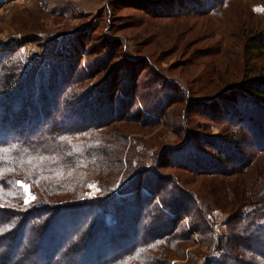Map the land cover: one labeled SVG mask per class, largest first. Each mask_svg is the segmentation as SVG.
<instances>
[{
    "label": "trees",
    "instance_id": "trees-1",
    "mask_svg": "<svg viewBox=\"0 0 264 264\" xmlns=\"http://www.w3.org/2000/svg\"><path fill=\"white\" fill-rule=\"evenodd\" d=\"M190 1L201 18L221 10L220 1ZM241 8L205 30L251 29ZM15 50L0 49V264H178L195 232L217 253L205 264H264V63H253L264 58L263 35H251L239 63L220 69L208 97L188 105L183 89L172 91L221 124L219 133L194 141L185 131L150 154L132 129L159 124L148 113L185 116L157 94L146 109L135 97L116 98L119 89L103 94L120 82L131 94L132 63L127 73L102 66L95 74H107L93 93L82 86L92 75L77 62L32 63ZM21 184L34 195L28 203ZM217 209L228 212L218 236Z\"/></svg>",
    "mask_w": 264,
    "mask_h": 264
},
{
    "label": "rangeland",
    "instance_id": "rangeland-1",
    "mask_svg": "<svg viewBox=\"0 0 264 264\" xmlns=\"http://www.w3.org/2000/svg\"><path fill=\"white\" fill-rule=\"evenodd\" d=\"M1 1L0 49H16L23 59L36 62L39 58L38 61H45V65L54 62L60 66L68 61L77 62L80 70L92 75L93 78L82 86L93 93H97L95 85L107 74L103 69L102 76L100 73L96 75L102 66L116 64L115 72L127 73L130 70L128 64L132 63L131 94L122 92L126 87L122 82L103 91V94L112 95L119 89L116 98L127 101L129 97H135L143 109L151 106L153 96L157 94L167 109L184 114L185 117L172 116L163 121V118L148 113L159 124L150 127L138 124L141 128L132 129L129 137L144 139L142 147L149 154L159 150L161 145L178 144L183 140L185 131L192 132L194 141L199 133L209 136L219 133L221 124L213 123L197 110H188L187 105L186 109L184 102L172 97V91L183 89L189 95L186 97L188 105L190 97H208L218 83L215 76L221 74L220 69L232 64L229 60L236 62L237 59L239 63L250 36L254 33L264 36V0H208L211 4L220 1L217 4L221 10L212 13L217 18L209 15L201 18L203 11L190 0ZM223 3H227L224 8ZM196 4L199 3L196 1ZM181 5L187 6L184 12H180ZM240 7L247 8L241 21L254 25L251 29L243 27L242 31H235L227 27L222 34L217 29L211 30L212 34L205 30L204 23L211 24L212 28L222 24L224 21H219L222 14L229 16V23L228 20ZM193 11L196 12L193 14ZM35 54L39 56L30 59ZM263 60L260 58L253 63L262 65ZM135 79L139 81L135 82ZM186 110L188 115L184 113ZM196 144L209 151L207 144ZM26 185V199L31 201L34 195ZM90 185L94 187L87 188V191L96 193V183L91 182ZM227 215L228 212L221 209L212 212L215 235L226 230L224 223ZM194 238L196 243L187 247L184 257L175 259L178 264H205L208 258L217 255L205 245H199L198 233H194Z\"/></svg>",
    "mask_w": 264,
    "mask_h": 264
},
{
    "label": "snow or ice",
    "instance_id": "snow-or-ice-1",
    "mask_svg": "<svg viewBox=\"0 0 264 264\" xmlns=\"http://www.w3.org/2000/svg\"><path fill=\"white\" fill-rule=\"evenodd\" d=\"M5 152L7 151L6 149L4 150ZM31 161H29L30 163ZM21 187H24L25 191L27 192V185L26 184H21ZM89 187H94V185H89ZM34 199V197H32ZM25 203H28V200H25Z\"/></svg>",
    "mask_w": 264,
    "mask_h": 264
},
{
    "label": "built area",
    "instance_id": "built-area-1",
    "mask_svg": "<svg viewBox=\"0 0 264 264\" xmlns=\"http://www.w3.org/2000/svg\"><path fill=\"white\" fill-rule=\"evenodd\" d=\"M37 56H39V55H38V54H35V55H33V56H30V59H32V58H37ZM30 62L34 63L35 60H32V61H30Z\"/></svg>",
    "mask_w": 264,
    "mask_h": 264
}]
</instances>
